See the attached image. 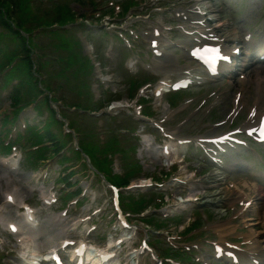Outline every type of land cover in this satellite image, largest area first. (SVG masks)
<instances>
[{
	"label": "rangeland",
	"instance_id": "rangeland-1",
	"mask_svg": "<svg viewBox=\"0 0 264 264\" xmlns=\"http://www.w3.org/2000/svg\"><path fill=\"white\" fill-rule=\"evenodd\" d=\"M41 1L44 2L45 0H40V2ZM81 1H85V0H81ZM171 2L172 3L178 2V4L184 7L191 4V2L189 3L188 0H171ZM152 3L153 1L151 2L149 0L148 6L149 7L154 6ZM31 4H33L32 1H31ZM227 4L231 5L232 7L228 8V6H226ZM207 5L213 7L216 13L218 15H221L223 22H229L230 26L237 27L241 31L251 29L253 32V35H255V39L264 38V0H211L209 1ZM48 6H50V4L43 5V7H48ZM141 7L142 5L138 8H135L136 14L134 16L127 15L125 19H122V21L124 22L123 25H127V24L131 25V23H134V21L135 22L139 21L138 23H136L137 25L133 29H135L136 31H144L145 33H147L146 30L150 31L149 27L153 25L154 17L156 15L154 14L155 12H152V11L150 13L144 14V12H142ZM71 8L74 13L76 12V13L81 14L87 11L86 12L87 16H90V14L92 13L88 5L83 6L79 4L78 2H76L75 0L74 2L73 1L71 2ZM49 13L51 14L52 12H49ZM57 14L64 15V12L63 10L59 9L57 11ZM102 23H104L103 20H102ZM173 35H176V33H173ZM140 40H143V36H142V39ZM46 42H47V38H43V41L41 43L43 44ZM61 44H64V45L66 44L67 47L65 48H68L70 50L69 58L73 59L74 57L76 62L82 59V57L80 56V53L77 50L78 44H79L77 39L75 40L73 39V37L72 38L62 37ZM100 59H103V68H105V71H108L109 69L112 68L116 71L117 74L119 73L120 67L113 66L112 62L106 59V56ZM82 64L85 66H88V60L85 59V61ZM55 69L58 70L60 74H62V71L65 70L61 68L60 66H58L56 63H55ZM254 72L255 74L256 72H260L264 74V68L256 69ZM86 75L87 73H83V74H80V77L84 78ZM52 80L53 81L59 80V77L55 76L52 78ZM83 82L84 80L81 79V81L78 83L77 86L71 85L70 90L72 91L75 98H78L77 96L79 94H82V91H80L78 88H81L83 86ZM125 95L126 93L123 94L124 97ZM233 179L236 182L243 184V186L247 189L249 193L255 190V188L253 187L254 184H252V181L254 179L252 176L247 175L246 173H239L238 176L234 177ZM4 182H5V179H4ZM6 183H9V182L7 181ZM26 191L28 193V190ZM260 205L262 206L258 207L257 204H254L253 208L249 212L248 217H250L249 219L250 229L249 230L253 232V235H255V239L257 240V242H259L260 248L263 249L264 248V199L261 200ZM38 236L39 235L34 234V237H38Z\"/></svg>",
	"mask_w": 264,
	"mask_h": 264
},
{
	"label": "trees",
	"instance_id": "trees-1",
	"mask_svg": "<svg viewBox=\"0 0 264 264\" xmlns=\"http://www.w3.org/2000/svg\"><path fill=\"white\" fill-rule=\"evenodd\" d=\"M27 0H0V26L6 27L10 32L15 33L18 38L22 39L21 43V49L24 52L25 56L24 58L27 60V53L29 52L28 49H26L25 45V38L21 35L19 36L18 31H16L13 27H11V24L9 23V19L12 17V12L16 13V16L19 17L20 12L29 10V4H27ZM13 9V10H11ZM18 25L19 21H18ZM28 62V60H27ZM29 64V63H28Z\"/></svg>",
	"mask_w": 264,
	"mask_h": 264
}]
</instances>
